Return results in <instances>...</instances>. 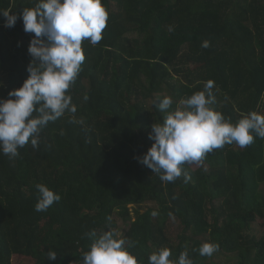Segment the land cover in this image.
<instances>
[{
	"label": "trees",
	"instance_id": "obj_1",
	"mask_svg": "<svg viewBox=\"0 0 264 264\" xmlns=\"http://www.w3.org/2000/svg\"><path fill=\"white\" fill-rule=\"evenodd\" d=\"M37 2L0 0V9L19 15ZM103 4V38L95 46L82 42L85 60L68 90L76 113L49 122L38 148L29 143L14 158L0 153V264H83L92 230L131 243L138 264L161 248L173 261L187 250L194 264H219V253L235 256L236 264H264V234H248L258 220L264 225V139L215 149L196 170L182 165L187 182L183 174L162 181L140 162L154 143L151 126L167 114L157 107L165 96L173 111L211 80V107L226 119L264 114V0ZM33 35L22 19L8 28L0 15V100L13 98L8 93L30 75ZM37 184L61 197L44 212L35 211ZM146 203L155 207L131 215L129 206ZM205 242L219 245L211 257L198 252Z\"/></svg>",
	"mask_w": 264,
	"mask_h": 264
},
{
	"label": "clouds",
	"instance_id": "obj_2",
	"mask_svg": "<svg viewBox=\"0 0 264 264\" xmlns=\"http://www.w3.org/2000/svg\"><path fill=\"white\" fill-rule=\"evenodd\" d=\"M0 15L5 18V27H14L22 19L24 32L34 34L28 48L34 58L27 67L30 75L20 88L8 93L13 98L0 100V153L14 158L19 155L18 149L29 143L39 147L40 133L49 122L65 112L76 113L68 90L85 60L82 42L87 40L95 46L102 40L108 11L103 0H38L35 7L24 8L19 15L10 9H0ZM172 30L169 26L168 31ZM201 46L207 48L210 43L205 40ZM213 86V81H207L204 90L182 99L181 106L173 111H169L173 104L170 96L157 105L167 114L163 123L151 126L149 138L154 143L140 162L159 174L162 181L173 182L183 174L187 182L189 176L182 165L201 162L206 154L226 144L246 148L254 138L264 139V114L252 111L233 123L211 107L215 103ZM75 122L84 123L83 119ZM36 189L37 212L47 211L61 199L44 184H37ZM85 235L92 243L83 255V264H138L128 250L133 245L116 238L114 231L97 235L92 230ZM218 249V244L205 242L198 252L211 257ZM171 255L170 249L161 248L149 255L148 264H194L187 250L175 261L169 259ZM47 258L55 261L56 251L49 250Z\"/></svg>",
	"mask_w": 264,
	"mask_h": 264
},
{
	"label": "rangeland",
	"instance_id": "obj_3",
	"mask_svg": "<svg viewBox=\"0 0 264 264\" xmlns=\"http://www.w3.org/2000/svg\"><path fill=\"white\" fill-rule=\"evenodd\" d=\"M129 38H134L135 37V34L134 35H128ZM181 79H183V77H181ZM188 165V164H187ZM191 168H193V170H196V168H198L199 166V162L197 163H194V164H191L189 165ZM155 205L153 203H146L144 205H142V207L140 208H135L134 206H129V208L131 209V215L133 216V214L135 213V210H138L140 213L150 209V208H154ZM118 226L120 227L119 228V232L120 234L124 233L125 231V226L122 225V222L121 220L118 221ZM171 226H170V229L172 230H175L174 231V234L176 235L177 233V225L175 224V222H170L169 223ZM248 234H251V235H263L264 234V225H263V221L262 220H258V222L256 224H253L251 226V230L248 232ZM218 258V262L219 264H236V258L235 256L233 255H227V254H218L217 256ZM23 263V260L22 261H18V262H14V264H22Z\"/></svg>",
	"mask_w": 264,
	"mask_h": 264
}]
</instances>
